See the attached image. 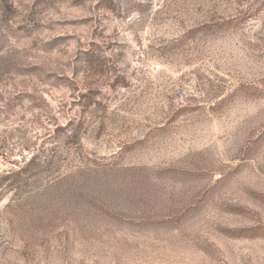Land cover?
Listing matches in <instances>:
<instances>
[{
  "label": "rangeland",
  "instance_id": "rangeland-1",
  "mask_svg": "<svg viewBox=\"0 0 264 264\" xmlns=\"http://www.w3.org/2000/svg\"><path fill=\"white\" fill-rule=\"evenodd\" d=\"M0 186V264H264V0H0Z\"/></svg>",
  "mask_w": 264,
  "mask_h": 264
},
{
  "label": "trees",
  "instance_id": "trees-1",
  "mask_svg": "<svg viewBox=\"0 0 264 264\" xmlns=\"http://www.w3.org/2000/svg\"><path fill=\"white\" fill-rule=\"evenodd\" d=\"M39 158L40 157H38L36 154H33L23 166H20L18 170L12 172L11 176L5 178V181L11 180L12 183V181H14L13 178H17L16 180L21 179V177L28 174L32 168H35L41 164L38 163Z\"/></svg>",
  "mask_w": 264,
  "mask_h": 264
}]
</instances>
